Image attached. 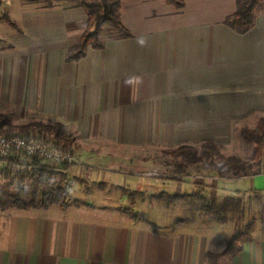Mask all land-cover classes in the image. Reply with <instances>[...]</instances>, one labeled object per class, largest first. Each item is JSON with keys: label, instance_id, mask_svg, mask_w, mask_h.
I'll return each mask as SVG.
<instances>
[{"label": "crops", "instance_id": "crops-1", "mask_svg": "<svg viewBox=\"0 0 264 264\" xmlns=\"http://www.w3.org/2000/svg\"><path fill=\"white\" fill-rule=\"evenodd\" d=\"M179 1L120 0L129 37L101 34V48L86 46L75 61L66 57L85 29L78 3L6 1L21 9L0 18V114L61 125L73 165L59 170L66 208L0 210V264H264V223L243 244L228 249L223 239L236 228L228 216L239 194H264V159L256 175L171 182L147 156L206 141L230 148L264 120V2L239 34L224 23L237 0ZM147 178L162 185L131 182ZM201 188L229 201L225 222L196 212L186 227L160 230L109 202Z\"/></svg>", "mask_w": 264, "mask_h": 264}, {"label": "trees", "instance_id": "trees-1", "mask_svg": "<svg viewBox=\"0 0 264 264\" xmlns=\"http://www.w3.org/2000/svg\"><path fill=\"white\" fill-rule=\"evenodd\" d=\"M170 4L181 7L179 0H165ZM264 0H237L235 3L234 14L225 20V25L236 33L243 34L252 28L255 19V12L262 7ZM49 3V1H48ZM78 6L86 15L85 29L81 34L78 43L72 46L67 52V61H75L83 54L86 46L93 49L101 48L99 36L115 32L120 38L129 37L128 31L120 22V0H99L96 3L79 2ZM8 22V21H7ZM43 132L49 143L55 147L69 149L72 155V137L65 135L62 126L59 124L43 125L39 122H31L24 125H11L6 115L0 114V136L18 135L25 140H33V133ZM243 141L251 146V162L247 164L237 157L230 156L222 158L219 148L211 141L201 143L197 147L180 146L171 152V156L182 158L185 163L176 167L175 176L168 179H175L180 175L190 177L185 170V164L198 165L201 161L198 153L202 156L219 158V163L210 162V172H213L219 178H241L248 175H256L261 171V161L264 159V120H259L256 128H243L239 131ZM70 164H62L57 167L41 164L37 160H31L26 168L16 174H11L6 169H0L2 182L0 183V210L8 209L27 210V209H46L50 206L66 208L68 206L70 189L65 184V175L59 170ZM258 168L254 171L253 168ZM166 178V177H165ZM151 199L162 202L164 205L170 203H181L186 200L200 202L196 204V212L201 216H207L215 222H225L227 212L230 206L228 200L218 202L214 197H210L205 188H201L191 193L166 194L160 192ZM194 204V202H192ZM77 202L74 206H78ZM121 212L127 215L133 221H142L140 214L130 208H121ZM206 217V218H207ZM182 223L181 220L176 224ZM252 230L251 223L244 227V230L232 236L227 244L230 249L236 245L243 244L250 239Z\"/></svg>", "mask_w": 264, "mask_h": 264}, {"label": "rangeland", "instance_id": "rangeland-1", "mask_svg": "<svg viewBox=\"0 0 264 264\" xmlns=\"http://www.w3.org/2000/svg\"><path fill=\"white\" fill-rule=\"evenodd\" d=\"M6 1H16V2L33 1L35 4H39L40 7H46V5L48 4V1L49 3H57V4L66 5V4H69L70 2H75V3H79V2H87V3L92 2L93 3L94 2L96 3L99 0H0V18L1 19L3 18L6 19L5 17L6 13L13 19H15L17 15L16 14L17 12L15 11L17 7L15 5H11V3L6 2ZM5 3H9L8 6H5ZM17 9L19 11V9L21 8H17ZM3 115H6L8 117L9 123L14 126L31 123V122L26 123V122L17 121L13 119L8 113H5ZM33 122H37V121H33ZM247 129H251V128H247ZM32 139L35 141L48 143L47 137L43 132L33 133ZM234 140L235 142L230 148L219 149L220 156L222 158L234 156L246 162L247 164H253L250 159L251 146L245 141H243L240 135H238V137H236V139ZM71 150H72V147H71ZM173 151L174 150H170V151H160V150L155 151L154 150V151L147 152V156L150 159L155 158L157 160H160V162L163 163V166H160V168L157 169L158 171H155V172L153 171L152 173H157L158 175H162L166 178H171V176H175V173L177 170L176 167L179 164H184L185 161L180 157L171 156V152ZM198 157L201 160L198 163V165L185 164L186 173H188L192 177L197 176V175H202V176L206 175L208 177L210 176L216 177V175L213 172H210L209 168H211V166H209V164L210 162L217 164L219 163L220 159L216 157H211L208 159L207 157L202 156L201 151L200 153H198ZM253 169L254 171H258V168L254 167ZM150 171L152 170H148V172ZM156 179L157 180H155V178H147L143 180L135 179V180H132L131 182H134L139 187H143L144 189L155 191L156 187H159L160 185H162V182H160L158 178ZM170 181L176 182V180L174 179H171ZM1 182H2V177L0 174V183ZM237 184H238V187H242V186L244 187L245 185L244 182H229L224 185H226L227 188L234 190V188L237 187ZM169 185L170 184H168V186ZM207 192H209L210 197H213L214 194L212 193L213 194L212 195L211 191L208 190ZM115 193H116L115 195H118L117 192ZM112 199L113 200L109 201L110 204L114 206H120L123 208H130L133 211L138 212L144 221H149L148 223L154 225V228L160 229V230H166V231H171V228H174V227L177 228L176 222L179 220L182 221V224L186 223L185 225L186 227L188 225L187 219L192 220L196 217L197 210H196L195 202L196 204H198V206L201 204L200 202H197V201L191 200L190 202V200L189 201L186 200L185 202H181V203H170L169 205H164L162 202H157L156 200L151 199L150 196H146V195H141V196L134 195L132 196L131 199L127 198L124 201L115 200L114 198ZM221 201L222 199H218V202H221ZM192 202H194V204H192ZM165 207H169L167 209L168 211L164 209ZM237 208L238 209H236L235 214H231L228 216V219L230 220L234 219V222L236 223V228L233 229V232L230 231L229 235L226 234V237L223 238L226 240L227 244L232 238V236L243 231L244 227L247 226L248 224L251 223L252 229H253V228H256L257 225L264 223V194L263 195H253L252 193L250 194L245 193L242 195L239 194L238 200H237ZM251 233H252V230H251Z\"/></svg>", "mask_w": 264, "mask_h": 264}, {"label": "built area", "instance_id": "built-area-1", "mask_svg": "<svg viewBox=\"0 0 264 264\" xmlns=\"http://www.w3.org/2000/svg\"><path fill=\"white\" fill-rule=\"evenodd\" d=\"M31 160L57 167L73 163L69 149L35 140H25L18 135L0 136V169L16 174L26 168Z\"/></svg>", "mask_w": 264, "mask_h": 264}]
</instances>
